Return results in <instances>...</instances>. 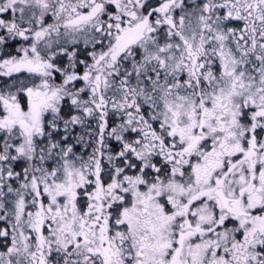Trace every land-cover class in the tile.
Here are the masks:
<instances>
[{
  "label": "snow or ice",
  "instance_id": "1",
  "mask_svg": "<svg viewBox=\"0 0 264 264\" xmlns=\"http://www.w3.org/2000/svg\"><path fill=\"white\" fill-rule=\"evenodd\" d=\"M0 264H264V0H0Z\"/></svg>",
  "mask_w": 264,
  "mask_h": 264
}]
</instances>
